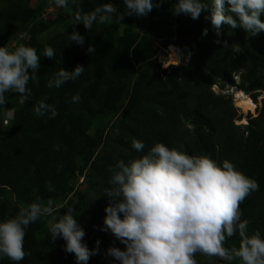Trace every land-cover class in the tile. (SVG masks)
Returning <instances> with one entry per match:
<instances>
[{"label": "rangeland", "instance_id": "1", "mask_svg": "<svg viewBox=\"0 0 264 264\" xmlns=\"http://www.w3.org/2000/svg\"><path fill=\"white\" fill-rule=\"evenodd\" d=\"M210 1L204 0L206 4ZM155 2L160 6L154 7L147 16L124 15L120 20V15L126 12L124 0H75V3L69 0L67 8L57 7L51 0H0V46H6L10 51L19 45L30 46L41 57L36 72L37 83L33 80L28 83L33 99L27 97L21 104L19 94L10 93L13 105L8 107L5 103L0 106V159L9 153L4 139L5 130L12 122L15 140L25 138L28 141L29 127L48 117L47 114L36 115L35 108L42 101L43 89L56 88L48 87L56 73L52 71L56 68L52 65L61 46L70 40L75 11L88 13L104 3H112L117 7L111 23L96 24L90 33L82 24L75 26L85 36V43L90 42L84 46H100L102 54L98 66L92 65L85 73L88 76L87 99L91 112L78 117L76 109L73 106L66 107L63 98L62 104L58 106V111L62 109V121H56L59 130L55 127L51 143L39 157H47L49 173L54 180L69 184L64 200L51 204L56 214L63 215L67 208L74 209L73 215L85 232L83 242L89 249L96 247L97 240L100 242L98 254L90 257L88 263L119 264L106 254V250L109 247L125 248L110 232L101 231L105 207L109 205V199L104 196L105 189L110 187L114 166L118 161L128 163L138 158L156 142L180 150L181 142L188 138L192 127L186 118L192 110L210 113L218 123L216 131L219 134L215 140V161L218 164L228 160L242 172L253 155L258 157L259 166L242 173L256 180L259 188L242 203L251 201L257 207L252 216L253 221L249 220L248 234L260 231L264 236L261 220L264 218V91L247 89L255 65L264 68V57L259 53L264 31L251 36L243 28L232 29L228 25H221L217 30L211 23L210 9L205 11L206 14L196 22L198 27L204 26L203 29L208 31L215 44L216 52L210 59V65L217 73L200 66L199 80L194 81L188 79V74L193 69L198 70L189 68L186 58L187 53L189 58L193 55L190 35L183 39L177 37L173 13L176 0ZM40 4L45 5L43 13L26 26ZM261 19L264 21V15ZM46 47L55 51L52 58L43 56ZM169 49L178 55L175 61H170ZM132 73L139 77L136 81V103L124 115L118 116L114 112V105L119 94V77H125L128 81ZM207 77L213 78V84H209ZM104 81L107 82L103 85ZM85 84V81H81L79 91ZM237 91L243 95L244 108L236 103ZM97 132L100 133V144L92 153L87 152L82 175H77L79 147H91ZM250 137H254L252 143H249ZM134 138L145 143L143 152L131 147ZM65 140L72 142L65 144ZM60 145L63 151H60ZM6 172V175L11 174L8 170ZM18 177L22 179L23 174L19 173ZM2 183L6 181L1 179L0 173V220L14 217L24 207L15 203L11 185ZM44 192H48V186L34 189L30 195L22 193V196L34 203L39 202L37 193L42 196ZM49 219L45 216L28 226L24 239L27 254L19 264H55L53 247L57 246L62 253L65 251L62 238L56 239V245L53 246L54 241L48 231ZM241 219L247 220V215L242 214ZM239 244V236L234 235L226 240L224 246L232 248L239 247ZM195 259L197 264H228L224 259L199 252ZM64 261L66 264H77L73 253L67 252ZM0 264L13 262L4 258ZM233 264L239 262L234 261Z\"/></svg>", "mask_w": 264, "mask_h": 264}, {"label": "clouds", "instance_id": "2", "mask_svg": "<svg viewBox=\"0 0 264 264\" xmlns=\"http://www.w3.org/2000/svg\"><path fill=\"white\" fill-rule=\"evenodd\" d=\"M51 3L67 8L69 0ZM124 5L126 12L120 20L124 15L147 16L160 6L155 0H124ZM174 7V14L189 15L194 20L210 9L211 23L217 30L228 25L232 29L243 28L251 36L264 31V0H211V7L204 0H176ZM116 13L117 7L112 3L97 5L88 13L75 11L69 39L83 46L85 36L75 26L82 24L90 33L96 24L111 23ZM94 50L92 46L87 48L88 52ZM54 54L53 48L44 49V57L52 58ZM40 58L30 46L19 45L12 51L0 46V106L6 103V93H17L19 102H25L31 94L28 83L37 76ZM83 71L79 65L72 71L60 68L48 87L59 88ZM72 100L78 102L79 95ZM48 111L51 118L58 114L43 101L35 108L38 116ZM131 147L143 152L145 143L134 138ZM109 185L104 195L109 205L105 207L101 231L110 232L125 245L124 250H106L119 264H197L194 257L198 252L219 257L228 264H264V236L260 231L248 234L249 222L241 219L240 210V204L259 185L232 162L224 160L218 164L207 156L189 155L156 142L138 158L128 163L118 161ZM73 211L67 208L65 214L57 215L53 205L34 202L21 207L14 217L0 220V260L7 258L19 264L27 254L26 229L47 216L50 238H62L65 251L75 255L77 264H87L90 257L98 254L100 242L97 240L96 247L89 249ZM234 235L240 238L239 247L226 248V240Z\"/></svg>", "mask_w": 264, "mask_h": 264}, {"label": "trees", "instance_id": "3", "mask_svg": "<svg viewBox=\"0 0 264 264\" xmlns=\"http://www.w3.org/2000/svg\"><path fill=\"white\" fill-rule=\"evenodd\" d=\"M211 5V1L208 3ZM227 8V3L225 4ZM45 5L40 4L34 14L26 22V26L29 25L32 21H35L39 15L44 11ZM206 12H202L198 19L204 16ZM192 19L189 15L185 14H175V23L178 39H183L186 35H190V50L193 52L192 58H189L187 53V61L190 64L189 68L199 69L200 66L207 68V70L217 73L214 68L211 67L210 59L215 54V44L212 41V37L209 35L208 31L204 34V26L198 27L197 20ZM238 19V18H237ZM203 29V30H202ZM90 42L85 43L88 45ZM83 45V46H84ZM57 57L55 58L53 65L56 68L52 71L57 72L60 68H63L68 71L74 70V68L79 65L84 67L83 73L76 78L75 80L68 81L63 84L60 88H47L41 91L42 101L52 107L57 111L55 118H51V112L48 111L46 119H41L29 127L28 141L25 138L15 140V127L14 122L11 123L10 127L5 130V139L4 145L7 146L9 153L3 159H0V173L1 179H4L8 185L14 189L13 198L17 205L27 207L33 202L22 196V193L32 194V190H40L48 186V192L42 196L37 193L39 196V202L44 204H52L59 201H63L65 195L69 191L68 182H61L59 180H54L47 166V157L43 155L41 159L39 157L42 155L43 150L51 143L52 134H54V129L57 127L56 121H62L61 110L58 111L59 107L62 104L63 98H65V106H73L76 109L77 116L81 117L83 115H88L91 110L89 109L88 99H87V89H88V76L85 74L86 69H90L92 65L94 67L98 66L102 54L100 46H95L94 51L88 52L87 47L84 48L80 45L74 44L71 40L66 41L63 46H61ZM186 53V51H185ZM259 53L264 57V40L259 45ZM186 56V54H185ZM133 70V69H131ZM252 77L248 81L249 90H263L264 91V68L259 64L255 65L253 69ZM200 71L190 72L188 74V79L194 81L199 80ZM214 74V75H215ZM216 76V75H215ZM138 75L132 73L129 80L126 81L125 77H119V94L115 100L114 112L118 115H124L128 112L131 107L136 103ZM209 84H213V78L207 77ZM32 81V80H31ZM37 83V77L33 80ZM81 81H85V85L79 91V86ZM107 82V81H106ZM103 82V85L106 83ZM229 82L233 84V81L229 79ZM36 86V85H35ZM45 86V85H42ZM36 88V87H34ZM79 95V101L73 102L72 97ZM33 99L32 95L28 96ZM11 95L8 94L6 97L5 106L11 107L13 102L11 101ZM253 102V101H252ZM76 115V114H75ZM186 118L189 119L192 124L189 131V136L187 139L181 142L180 150L186 152L189 155L193 156H207L212 160H216V148L215 140L217 137L216 127L218 123L213 119L210 113H203L200 110H192ZM14 121V120H13ZM56 124V126H55ZM59 130V127H57ZM248 138V137H247ZM66 138H63V140ZM93 145L91 147H86L82 145L79 147V161L76 164V174L82 175L83 168L85 166L84 160L87 159V152L92 153L99 144H100V133L97 132L93 138ZM254 137L249 138V143L253 142ZM20 140V141H19ZM24 142H22V141ZM65 144L71 143L72 141H64ZM60 151H63V146L60 145ZM82 151H85L82 153ZM259 166V159L255 155L252 156L248 161L247 168L242 170L245 171L248 169L255 170ZM22 171H21V170ZM25 169V171H24ZM9 171L11 174L6 171ZM13 171V173H12ZM23 174V178L20 179L18 175ZM244 173V172H243ZM52 178V179H51ZM257 207H254L251 201H246L245 203L240 204L241 213L247 215V221H253V215ZM263 219V220H262ZM262 220V230L264 232V218ZM56 245L55 241L53 246ZM228 245V244H227ZM54 251L52 257H54L55 264H66L65 259L67 258V252L63 253L58 249L57 246L53 247ZM195 258V257H194ZM77 263V261H75ZM68 264H74L68 263ZM87 264H94L93 262Z\"/></svg>", "mask_w": 264, "mask_h": 264}, {"label": "bare ground", "instance_id": "4", "mask_svg": "<svg viewBox=\"0 0 264 264\" xmlns=\"http://www.w3.org/2000/svg\"><path fill=\"white\" fill-rule=\"evenodd\" d=\"M170 51V49H169ZM170 61H175L178 58V55L176 53L173 52V50L171 49L170 51ZM169 57V56H168ZM168 62V61H167ZM235 98H236V103L239 107L244 108L245 107V102L243 99V95L241 94L240 91L235 92Z\"/></svg>", "mask_w": 264, "mask_h": 264}]
</instances>
